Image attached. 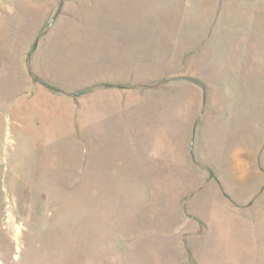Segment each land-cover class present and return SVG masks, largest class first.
Listing matches in <instances>:
<instances>
[{
	"label": "rangeland",
	"instance_id": "1",
	"mask_svg": "<svg viewBox=\"0 0 264 264\" xmlns=\"http://www.w3.org/2000/svg\"><path fill=\"white\" fill-rule=\"evenodd\" d=\"M193 263L264 264V0H0V264Z\"/></svg>",
	"mask_w": 264,
	"mask_h": 264
},
{
	"label": "water",
	"instance_id": "2",
	"mask_svg": "<svg viewBox=\"0 0 264 264\" xmlns=\"http://www.w3.org/2000/svg\"><path fill=\"white\" fill-rule=\"evenodd\" d=\"M59 8H60V4H59V7H58V10H59ZM58 10H57V12H58ZM57 12H56L55 15L53 16V18L56 16Z\"/></svg>",
	"mask_w": 264,
	"mask_h": 264
},
{
	"label": "trees",
	"instance_id": "3",
	"mask_svg": "<svg viewBox=\"0 0 264 264\" xmlns=\"http://www.w3.org/2000/svg\"><path fill=\"white\" fill-rule=\"evenodd\" d=\"M194 264V263H193Z\"/></svg>",
	"mask_w": 264,
	"mask_h": 264
}]
</instances>
